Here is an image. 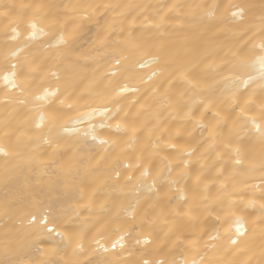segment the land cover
<instances>
[{
  "label": "bare ground",
  "instance_id": "bare-ground-1",
  "mask_svg": "<svg viewBox=\"0 0 264 264\" xmlns=\"http://www.w3.org/2000/svg\"><path fill=\"white\" fill-rule=\"evenodd\" d=\"M3 4L32 5L24 9L26 21L34 19L48 35L28 40L31 29L21 22L14 41L9 20L0 15V148L6 153H0V264L70 257L59 238L54 249L52 240L38 238L29 225L31 214L46 208L58 221L86 229L83 264L103 258L93 252V238L100 239L95 225L117 215L136 229L125 244L140 253L135 258L141 264L143 259L191 264L202 254V264H257L264 249V140L251 126L235 135L240 110L233 111L235 93L223 77L241 47L248 50L249 64L260 54L264 0H0ZM232 5L243 8L242 16L232 15L240 11ZM210 11L214 15L206 17ZM61 35L64 42L58 43ZM161 41L163 50L156 46ZM12 64L16 88L3 80ZM249 73L258 76V67L246 69L242 78ZM122 87L129 91L117 96ZM45 89L56 95L37 99ZM240 91L255 101L245 114L255 115L262 95L258 79L247 88L240 84ZM100 139L109 143L101 145ZM185 161L187 180L171 187L158 182V198L147 190L166 164L177 178ZM127 163L132 167H124ZM145 170L148 176L142 177ZM205 194L212 216L202 209ZM190 208L195 221L185 215ZM237 217L246 231L240 245H230L226 233L235 234ZM217 228L221 238L211 240ZM137 236L150 243L136 244ZM112 239L105 233L101 242Z\"/></svg>",
  "mask_w": 264,
  "mask_h": 264
},
{
  "label": "snow or ice",
  "instance_id": "snow-or-ice-1",
  "mask_svg": "<svg viewBox=\"0 0 264 264\" xmlns=\"http://www.w3.org/2000/svg\"><path fill=\"white\" fill-rule=\"evenodd\" d=\"M32 5H24V6H17V5H8L3 4L0 5V15L4 16L6 19L9 20L10 26H11V32L12 40H18L21 33L18 31V28L20 26L21 22H26L27 27L31 29V31L28 33V36L26 39L28 40H35L38 38V36H44L48 35L47 32L44 31V29L40 28L38 29L36 21L30 20L26 21V12L24 11L25 8H31ZM37 9H41L44 6L37 5L35 6ZM191 7V6H187ZM197 7H204V6H197ZM212 8H217L218 5H212ZM230 7L233 8H239V12H233V16H242L243 8L239 5H232ZM179 15V13H178ZM214 15L213 12L206 13V17H212ZM205 17H201V19H204ZM163 19V18H161ZM53 25L56 23L55 21L52 22ZM259 44L258 47L260 49V54L256 57V60L253 64H249L246 59L247 54V48L241 47L237 53H234V60L230 62V66L228 67V75L224 76L223 79L226 81H229V90H234V96H233V104L235 105L233 111L235 112L236 109H239V114L237 116V120L240 124L239 129H235V135L237 137L240 136L242 132L249 131V126H251L252 129H255L257 133H259L262 140H264V17H262L260 22V31H259ZM64 38L61 35L58 43H63ZM160 50H163L165 48V43L161 41L159 45H156ZM255 47V46H254ZM22 50V49H21ZM13 55H18V53H13ZM115 63L117 65L120 64V59L117 58ZM142 67L144 65H141ZM258 67V76L248 74L247 78L244 79L241 76V73H243L246 69ZM16 64L11 65V70L5 69V75L3 76V80L5 84L10 85L12 88H16ZM31 71H35V69H31ZM116 71H119V69H116L113 72V75H115ZM55 75V73H53ZM258 79V86L261 90V99L259 104L256 105L258 108V111L255 115H246V111L250 109V107L255 104V101L251 99H245V93H242L240 91V84H242L245 88L249 85L250 81H254ZM239 81V84L237 83ZM195 87V86H193ZM129 89L127 87H122L119 89V91L116 92V95L119 96L123 92H127ZM55 92H49L47 89H45L44 94L42 96H37V99L40 100H47L49 96H55ZM63 103V101H61ZM202 103H205L202 101ZM187 118L189 120L194 119V114L191 111V108H189L188 113L186 114ZM84 118V117H82ZM101 128L104 127L103 124L100 125ZM203 127V125H201ZM122 125L120 123L116 124V130H121ZM179 135V133H177ZM92 139L97 140V136L93 133ZM99 143L101 145L108 144L109 142L104 139H100ZM135 143V136L132 137V144ZM132 144L129 145V147L132 146ZM174 147V145H171ZM235 154L239 156L240 149L237 147L233 149ZM0 153H4V149L0 148ZM6 154V153H4ZM187 155H191V152L187 153ZM237 163H239V160H237ZM126 168H131V163H127L124 165ZM137 168L142 167V160L140 157H137ZM183 168L184 171H180L178 173L177 178H172L171 174L174 171H177L176 169H173L171 167V164H166L165 168L161 170V172L158 174L157 179H154L151 183V185L148 186V191H156L157 192V198L159 196V190L156 189V185L158 182H160L162 185H167L171 187V185L178 184L180 180H187L189 178L190 173L187 171L188 168V162H183ZM262 171H264V165H262ZM165 172L167 174H165ZM142 177H147L148 172L147 170L143 171L141 173ZM117 176H119V173H117ZM127 179L131 181L133 179L132 176H128ZM200 184L199 178H197L196 181V187L198 188ZM197 195L196 191H193V204L196 203L195 196ZM180 199L185 200L187 202V197L183 194L180 196ZM202 209L203 212L207 213L208 216L213 215V208L208 203V196L205 194L203 196L202 201ZM127 211V210H126ZM135 210L133 209L132 212ZM52 210L50 208H46L43 211L40 212L39 215L36 213H32L29 219V225L35 230V232L38 235V238L42 239H49L52 240L54 249H58L59 246L55 244L56 238H59V241L61 244H63V251L67 254V252L70 250V257L68 259H64L61 257V259H51L48 261H41L40 264H83V261L80 259L81 255H83L86 251L85 249V239H86V229L80 228L79 230L75 229L73 227L74 221L72 220H62L58 221L56 218H54L51 215ZM132 212H129V215H132ZM180 213L178 212L177 215ZM185 215H188L189 218L193 221H195L198 217L197 215H193L191 208ZM133 219H135V216L133 215ZM216 219H220V215L217 213ZM59 224V226H58ZM235 224V234L229 235L226 233L227 236V242L230 245H240L242 243L241 238L245 235V227H244V221L241 217H237L234 221ZM95 230L97 232V235L100 237V239L93 238V242L97 245L95 249H93L94 253L102 254L103 258L99 260H89L87 264H141V259H136L135 257L137 255H140L137 251L130 249L125 244L126 236L131 235L132 232L136 231L135 227H126L124 224L120 222L119 216L114 217L112 219H103L100 221L98 225H95ZM231 231V227L228 228L227 232ZM55 234L54 236L52 234ZM105 233H109L114 239L110 240L109 244L106 245L101 242V240L104 238ZM219 229L216 230V235L210 237L211 240H218L220 239ZM136 244H148L150 243L149 240L144 239L141 240L139 236L136 238ZM206 243V247H207ZM214 246V245H213ZM243 250V249H241ZM55 254L59 255V251H56ZM261 259L257 262V264H264V249H261L259 253ZM131 257V258H129ZM142 258V257H141ZM203 254L201 256V261H197L193 259L191 261V264H202ZM143 264H150L149 260L143 259ZM151 264H177L176 260L171 261H165L163 259L152 261ZM182 264H189L188 261H183Z\"/></svg>",
  "mask_w": 264,
  "mask_h": 264
}]
</instances>
